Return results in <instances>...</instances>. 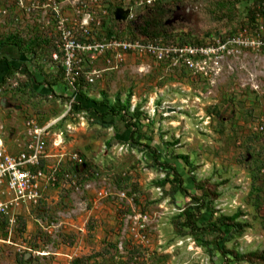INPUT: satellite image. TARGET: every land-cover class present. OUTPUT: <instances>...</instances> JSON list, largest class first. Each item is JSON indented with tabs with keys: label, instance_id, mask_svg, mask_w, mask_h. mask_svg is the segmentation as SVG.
Listing matches in <instances>:
<instances>
[{
	"label": "rangeland",
	"instance_id": "rangeland-1",
	"mask_svg": "<svg viewBox=\"0 0 264 264\" xmlns=\"http://www.w3.org/2000/svg\"><path fill=\"white\" fill-rule=\"evenodd\" d=\"M155 1L0 0V58L20 70L2 84L8 67L0 65V138L14 152L44 129L48 162L58 169L44 201L0 219V264H220L215 245L204 243L215 235L177 232L189 199L172 194L173 180L165 183L144 144L158 150L160 162L175 164L193 192V177L218 186L205 223L243 212L238 221L249 227L220 246L242 254L264 250V50L212 58L201 71V63L171 66L145 52L119 57L69 48L74 41L144 38L137 26ZM205 2L175 7L169 34L158 41L204 46L221 32L264 33L259 0H234L238 19L220 30L204 15ZM69 64L79 70L82 88ZM30 65L48 85L26 73ZM77 91L125 106L145 136L136 139L142 145H133L124 112L103 118L106 109Z\"/></svg>",
	"mask_w": 264,
	"mask_h": 264
},
{
	"label": "trees",
	"instance_id": "trees-1",
	"mask_svg": "<svg viewBox=\"0 0 264 264\" xmlns=\"http://www.w3.org/2000/svg\"><path fill=\"white\" fill-rule=\"evenodd\" d=\"M196 1L198 0H168L164 2H162L161 0H156L154 5L149 9V11H147V13L142 16L141 22L137 26L138 34L150 41L161 38L163 39L169 34L168 32L171 29L170 26L166 25V22L170 17V12L179 5H186ZM259 1L261 2L259 13H264V0ZM203 13L205 16L211 19L213 26L216 28V30H220L222 28L233 25L238 19L239 11L236 7V3L234 2V0H206ZM257 15V13L255 14L251 10L247 13V17L250 19L251 22L256 21ZM102 23L103 25H105L106 22L103 21ZM132 37L133 38L130 39L135 40L139 38L137 35L136 37ZM182 43L180 45H186V43ZM187 44L191 45L189 43ZM209 44L210 43H207L206 45ZM194 46L198 45L194 44ZM2 64H5L6 67H8V72L2 82V84H4L9 81L11 73H16L20 70L16 68L11 62V60H8L7 58H0V65ZM23 67L26 73L28 75H31V77L35 80L36 83H39L41 85H48V82L45 78H43V82L38 81L37 77H43L44 75L40 71H38L36 67H34L33 65ZM71 79L74 81L76 86H79L80 84V87L82 88V78L73 74L71 76ZM60 87L62 90L66 91L67 89L70 91L69 88H64L63 84H61ZM72 89L73 92H75V89ZM81 91H77L79 96L85 101L88 100L89 98H87ZM88 101L106 109L104 113H99L103 118L108 115L116 116L122 112H124L122 117H125V119H127V117L129 116V110L125 108V106H123L122 108H118L117 106L110 105L109 102L106 100L101 103H98L93 100ZM79 104L80 103H78L75 107H77V109H83L82 104ZM96 110L97 109H94L93 111ZM126 126L130 131V138L133 145H142L136 140L138 136L140 138L142 137L143 139H145V136L143 134H140L138 125L133 124L130 120L127 119ZM144 147L151 151L157 164L161 166L163 171L166 173L165 183H168L171 179L173 180L174 183L172 194L175 195L176 193H180L184 197L189 199V207L185 208L184 210L186 220L184 223L177 225L178 233H180L181 235L189 234L197 239L200 236L204 237L206 234L215 235V238L212 241H205L204 243L207 247L211 244L215 245V250H217L221 258L220 264H238L240 262H245L249 264H264V250L242 254L237 251L226 250L224 247L220 246V240L225 239V241H230L233 237L241 236L244 233L245 229L249 227L248 224L241 223L238 221L240 217L244 216L242 211H238L233 216L221 215L220 217L216 218V220L205 223L204 215L207 210V201L210 200L211 202H214L220 197L217 193V185H211L209 181H198L193 177L191 178L193 181V192L192 190L186 187L185 180L179 172V169L175 166V164L168 162H160V154L158 150H156V148H152L148 144H144ZM181 157L185 160L187 164H189L188 158L183 156ZM88 169L89 166L87 163L85 164V168L83 170L85 174L88 172ZM183 228H187L188 232H183ZM210 254L214 255L215 251L210 250ZM75 261L76 260L73 261V264L76 263Z\"/></svg>",
	"mask_w": 264,
	"mask_h": 264
},
{
	"label": "built area",
	"instance_id": "built-area-1",
	"mask_svg": "<svg viewBox=\"0 0 264 264\" xmlns=\"http://www.w3.org/2000/svg\"><path fill=\"white\" fill-rule=\"evenodd\" d=\"M128 15L134 17L131 10ZM258 21L260 19L257 18L256 22ZM256 22L254 24L258 26ZM158 40L110 37L104 42L96 40L84 46L74 41L69 48L80 51L83 47L100 53L115 52L119 57L145 52L153 55L158 61L170 62L171 66L177 63L196 69L201 63V71L212 58L232 55L244 49L264 50V33H249L246 29L239 34L221 32L212 40V44L204 46L176 44L165 47ZM71 57H74V52L70 54L69 59ZM68 70L69 75L79 76L73 64L72 67L69 64ZM43 133L44 129L36 130L32 141L26 143L23 149L14 152L9 151L5 141L0 138V219L8 216L12 210L44 201L47 196L45 191L54 185L58 169L48 162L50 155L47 154ZM10 221L14 222L15 217Z\"/></svg>",
	"mask_w": 264,
	"mask_h": 264
}]
</instances>
